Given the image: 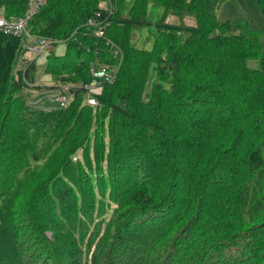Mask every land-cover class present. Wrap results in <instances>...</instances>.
Masks as SVG:
<instances>
[{
  "label": "trees",
  "instance_id": "obj_1",
  "mask_svg": "<svg viewBox=\"0 0 264 264\" xmlns=\"http://www.w3.org/2000/svg\"><path fill=\"white\" fill-rule=\"evenodd\" d=\"M26 32L65 50L50 88L0 32V264H264V31L206 0H46ZM91 64L117 69L95 106Z\"/></svg>",
  "mask_w": 264,
  "mask_h": 264
},
{
  "label": "built area",
  "instance_id": "obj_2",
  "mask_svg": "<svg viewBox=\"0 0 264 264\" xmlns=\"http://www.w3.org/2000/svg\"><path fill=\"white\" fill-rule=\"evenodd\" d=\"M46 0H29V10L22 18H18L15 21L7 22L2 15H0V32L11 35L14 37H24L25 40L30 42V45H24L23 47L38 57L43 55L46 51H50L52 44L54 42L48 41L46 39H34L26 32V26L28 20L34 16L37 11L43 6ZM106 8V7H105ZM98 36L102 35V32L97 33ZM114 55H118V51L113 52ZM117 69H112L110 66L106 65L104 67L96 68L93 64L90 65V73L94 78L89 84L84 85V90L86 92V101L90 106L96 105V96L101 93L100 81L105 83H112L114 81V75ZM74 89V85H60L53 89L52 91L42 93H35V97L27 100L28 106L38 107L40 105V96L47 95L48 98L60 107L68 106L71 102V91ZM76 160V158H74Z\"/></svg>",
  "mask_w": 264,
  "mask_h": 264
},
{
  "label": "rangeland",
  "instance_id": "obj_3",
  "mask_svg": "<svg viewBox=\"0 0 264 264\" xmlns=\"http://www.w3.org/2000/svg\"><path fill=\"white\" fill-rule=\"evenodd\" d=\"M220 1L221 0H206L208 12L215 14L218 22L224 23L228 21L229 22L240 21L242 23H245L246 20H248L250 24H256L258 22V18H249L254 15V14L252 15V13L255 12V8L252 7V5L253 6L257 5L255 0H223L221 2ZM169 19L178 22L176 18L169 17ZM184 22L186 24H193V23L195 24L192 18H185ZM261 46L262 48H264V40H262ZM53 50H55L56 54L62 55L65 50V45L61 44V45H57L56 47L54 46L53 48H51L49 52H52ZM47 52L48 51H46L43 55L38 56L36 58V63L38 67H37V74L35 75V80H36L35 83H43L47 87L52 88L54 84L51 82V78L49 76L44 75L43 72L45 67V59ZM248 65L252 68H258V61H250L248 62ZM35 93H32L27 98L35 97L37 95ZM37 96L39 97V95Z\"/></svg>",
  "mask_w": 264,
  "mask_h": 264
},
{
  "label": "crops",
  "instance_id": "obj_4",
  "mask_svg": "<svg viewBox=\"0 0 264 264\" xmlns=\"http://www.w3.org/2000/svg\"><path fill=\"white\" fill-rule=\"evenodd\" d=\"M221 1H223V0H221ZM255 2H256L257 5H254V6L252 5V7L255 8V12L252 13V15L253 14L254 15L252 17H249V18H258V22L256 24H250V22H248V20H246L247 22L245 21V23L247 24L248 28L250 30H252V31H264V16L261 13L260 8H259L258 3H257L256 0H255ZM171 18H175V17H171ZM186 18H190V17H186ZM184 20H185V18H184ZM168 21L173 22L174 20L168 18ZM177 21H178V19H177ZM174 23H175V21H174ZM188 25L194 26L195 24L193 23V24H188ZM261 25H263V26H261Z\"/></svg>",
  "mask_w": 264,
  "mask_h": 264
}]
</instances>
